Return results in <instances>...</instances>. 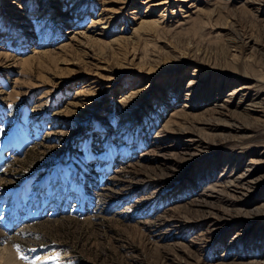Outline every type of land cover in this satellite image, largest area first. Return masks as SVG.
<instances>
[{"label": "rangeland", "instance_id": "rangeland-1", "mask_svg": "<svg viewBox=\"0 0 264 264\" xmlns=\"http://www.w3.org/2000/svg\"><path fill=\"white\" fill-rule=\"evenodd\" d=\"M258 154L264 0H0L21 264H264V165L236 185Z\"/></svg>", "mask_w": 264, "mask_h": 264}, {"label": "bare ground", "instance_id": "bare-ground-1", "mask_svg": "<svg viewBox=\"0 0 264 264\" xmlns=\"http://www.w3.org/2000/svg\"><path fill=\"white\" fill-rule=\"evenodd\" d=\"M248 1H250V0H248ZM254 3H256V2H254ZM240 85H242V84H240ZM244 86V85H243ZM238 88V87H237ZM236 89V88H235ZM259 92H257V94L255 93L252 97H251V99H250V102L251 103H254V100L256 99V98H259L260 97V95H262L261 93H259ZM237 160H238V157H237ZM242 161V160H241ZM240 163H243V165H244V168H243V171L242 172H240V173H237L236 175H240V178H243L244 179V183H242L241 182V180H240V182H239V184L237 183L236 185H240L241 187L242 186H245V188H248V187H250V184L254 181V175H257L258 176V174L260 173V172H262V168H260L261 167V165H264V155H263V157H262V155L261 154H258V157H256V158H254V159H252V160H250V162H244V161H242V162H240ZM258 164H260V167H257L256 165H258ZM239 165V164H238ZM237 165V166H238ZM255 167V169H253V170H251L252 168H254ZM229 171V170H228ZM244 171H246L245 173H244ZM229 172H232V169L229 171ZM264 172V171H263ZM246 174H247V176H246ZM264 173H262V174H260V176H262ZM236 175H235V177H236ZM224 183V182H223ZM232 183H233V180H229L228 182H227V187L229 186V185H232ZM211 186V185H210ZM223 187V186H222ZM243 188V187H242ZM228 190V189H227ZM233 191V190H232ZM203 193V192H202ZM263 207H264V201L262 202V204H261ZM264 209V208H263ZM51 210V209H50ZM19 218V217H18ZM0 223H1V221H0ZM1 226V225H0ZM5 228V227H4ZM3 229V228H2ZM9 232L10 231H6V230H1V227H0V259H2L3 261H4V263L5 264H21L17 259H16V256L14 255V250H12L11 249V247H9L8 246V244L10 243V236H9ZM2 244H4L3 246H2ZM11 246V245H10Z\"/></svg>", "mask_w": 264, "mask_h": 264}]
</instances>
